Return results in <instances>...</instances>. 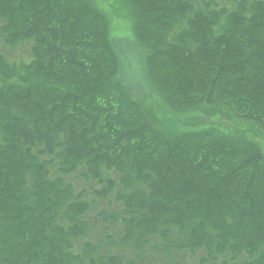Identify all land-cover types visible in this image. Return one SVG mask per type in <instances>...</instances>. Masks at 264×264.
Masks as SVG:
<instances>
[{"label":"trees","instance_id":"obj_1","mask_svg":"<svg viewBox=\"0 0 264 264\" xmlns=\"http://www.w3.org/2000/svg\"><path fill=\"white\" fill-rule=\"evenodd\" d=\"M263 133L264 0H0V264H264Z\"/></svg>","mask_w":264,"mask_h":264},{"label":"rangeland","instance_id":"obj_2","mask_svg":"<svg viewBox=\"0 0 264 264\" xmlns=\"http://www.w3.org/2000/svg\"><path fill=\"white\" fill-rule=\"evenodd\" d=\"M120 26L123 27L124 31H127L128 26L125 24V21H121ZM114 43L121 61L119 80L122 85L129 94L135 97H150V92L145 83L140 52L127 39L116 38ZM262 143L263 148L261 147V150L264 154V140Z\"/></svg>","mask_w":264,"mask_h":264}]
</instances>
